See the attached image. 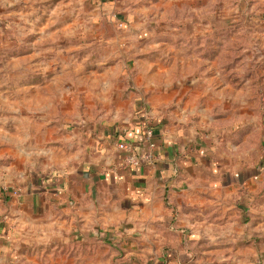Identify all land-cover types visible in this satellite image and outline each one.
<instances>
[{
    "label": "rangeland",
    "instance_id": "1",
    "mask_svg": "<svg viewBox=\"0 0 264 264\" xmlns=\"http://www.w3.org/2000/svg\"><path fill=\"white\" fill-rule=\"evenodd\" d=\"M158 116L254 176L239 206L132 233L53 208L78 231L31 264H264V0H0V189L70 186L97 136Z\"/></svg>",
    "mask_w": 264,
    "mask_h": 264
},
{
    "label": "crops",
    "instance_id": "2",
    "mask_svg": "<svg viewBox=\"0 0 264 264\" xmlns=\"http://www.w3.org/2000/svg\"><path fill=\"white\" fill-rule=\"evenodd\" d=\"M154 106L150 105L152 115L147 119L160 113ZM158 123L161 124L153 139L154 162L125 167L124 154L115 141L116 137L120 140L117 132L102 133L86 150L87 176L79 175L70 186L65 181L50 189L43 183L37 187L25 185L20 191L12 190L11 186L0 189V264L37 262L36 248L58 247L65 241V230L78 231L77 225L60 221L58 212L52 216L53 208L67 210L65 213L87 222L98 220L97 227L107 232L111 226L122 231V223L129 219L132 222L124 231L132 233L145 229L147 223L152 230L158 229L162 224L159 220L165 219L162 216L171 217L173 211L189 209L187 221L179 219L173 226L180 228L192 226V210L197 207L215 206L219 208V216L226 214L227 207L232 210L238 207L240 188L249 187L254 176L224 170L226 165L215 161L213 151L202 143L203 138L195 128L162 119ZM134 128L132 124L127 133ZM136 141L133 136L131 142ZM217 194L219 200L208 197ZM155 258L156 264H179L176 256L167 260L162 256Z\"/></svg>",
    "mask_w": 264,
    "mask_h": 264
},
{
    "label": "built area",
    "instance_id": "3",
    "mask_svg": "<svg viewBox=\"0 0 264 264\" xmlns=\"http://www.w3.org/2000/svg\"><path fill=\"white\" fill-rule=\"evenodd\" d=\"M141 134L136 136V142L119 140L117 148L124 154L123 164L125 167L136 168L142 162H154L156 160L154 151V130L145 126L141 129ZM139 142V143H138Z\"/></svg>",
    "mask_w": 264,
    "mask_h": 264
},
{
    "label": "trees",
    "instance_id": "4",
    "mask_svg": "<svg viewBox=\"0 0 264 264\" xmlns=\"http://www.w3.org/2000/svg\"><path fill=\"white\" fill-rule=\"evenodd\" d=\"M135 123V128L130 130L129 133H126L124 135H117L121 140L123 141H128L130 142L131 139L133 138H136L137 135L141 134V129H143V127L145 126V122L141 120V117H140V120L137 121V122H134ZM161 123H156V124H153L152 122L150 124L147 125V127L153 129L155 131L156 128H158L160 126ZM130 134V135H128ZM139 143V142H138Z\"/></svg>",
    "mask_w": 264,
    "mask_h": 264
}]
</instances>
